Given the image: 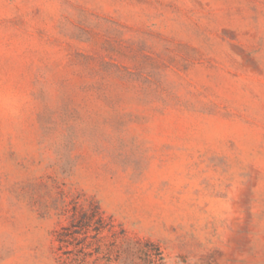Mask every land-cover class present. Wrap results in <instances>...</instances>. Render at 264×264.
Masks as SVG:
<instances>
[{
  "label": "rangeland",
  "instance_id": "1",
  "mask_svg": "<svg viewBox=\"0 0 264 264\" xmlns=\"http://www.w3.org/2000/svg\"><path fill=\"white\" fill-rule=\"evenodd\" d=\"M97 206L103 264H264V0H0V264Z\"/></svg>",
  "mask_w": 264,
  "mask_h": 264
},
{
  "label": "trees",
  "instance_id": "2",
  "mask_svg": "<svg viewBox=\"0 0 264 264\" xmlns=\"http://www.w3.org/2000/svg\"><path fill=\"white\" fill-rule=\"evenodd\" d=\"M109 225L110 223L107 222L99 206L91 212H81L77 220L64 227L59 233L60 249L73 247V249L64 252L67 257L63 264H103L101 262L105 257H100L102 250L99 243L103 238L104 230ZM91 233L93 234L90 235ZM120 234L125 235L126 231L122 229ZM80 236L83 238L79 239ZM87 239H91L90 242ZM147 244L154 245L148 240ZM157 252L152 256L151 264H158L163 259L158 246Z\"/></svg>",
  "mask_w": 264,
  "mask_h": 264
}]
</instances>
